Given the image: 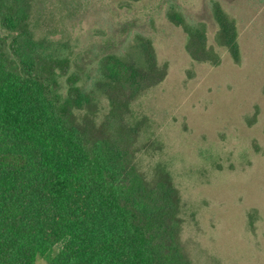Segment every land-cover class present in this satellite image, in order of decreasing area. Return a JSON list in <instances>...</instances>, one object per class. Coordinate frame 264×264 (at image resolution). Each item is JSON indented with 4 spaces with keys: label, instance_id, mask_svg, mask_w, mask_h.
Masks as SVG:
<instances>
[{
    "label": "rangeland",
    "instance_id": "rangeland-1",
    "mask_svg": "<svg viewBox=\"0 0 264 264\" xmlns=\"http://www.w3.org/2000/svg\"><path fill=\"white\" fill-rule=\"evenodd\" d=\"M31 4L34 35L69 58L62 96L74 74L98 127L131 145L146 179L160 178L159 166L168 173L190 264H264V0ZM224 18L236 27L237 59L220 44ZM11 36L0 27L8 56ZM114 58L148 87L110 115L101 69Z\"/></svg>",
    "mask_w": 264,
    "mask_h": 264
},
{
    "label": "trees",
    "instance_id": "trees-1",
    "mask_svg": "<svg viewBox=\"0 0 264 264\" xmlns=\"http://www.w3.org/2000/svg\"><path fill=\"white\" fill-rule=\"evenodd\" d=\"M31 3L0 0V27L12 34L11 56L0 46V264H190L168 173L159 166L161 177L146 179L131 145L98 127L74 74L62 96L69 58L34 35ZM220 39L237 59L228 18ZM130 64L102 66L110 115L148 87Z\"/></svg>",
    "mask_w": 264,
    "mask_h": 264
}]
</instances>
